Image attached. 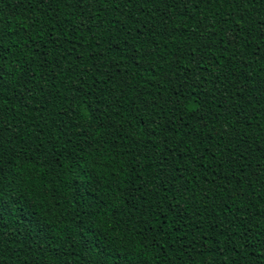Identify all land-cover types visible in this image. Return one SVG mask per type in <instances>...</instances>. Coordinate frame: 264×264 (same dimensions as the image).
<instances>
[{
  "label": "snow or ice",
  "instance_id": "6c2138e0",
  "mask_svg": "<svg viewBox=\"0 0 264 264\" xmlns=\"http://www.w3.org/2000/svg\"><path fill=\"white\" fill-rule=\"evenodd\" d=\"M21 2L33 8L32 23L25 22L6 33L4 21L0 18V253L5 247V235L13 236L12 231L4 226L5 216H8L13 224H17L22 218L21 214L33 207L26 201L22 203L25 191L34 187L37 196L45 192L52 197L58 196L57 179L69 168L79 167L83 159L79 152H83L84 149L80 148L79 152L76 150L79 144H87L89 141L95 144L89 152L91 161L87 162L86 167L81 168V171L87 175L92 169L93 162L100 158L108 162L110 159L108 153L116 151V148L111 147L114 144L119 146L113 137L114 130L118 131L125 124L131 125L134 121L137 123L143 121L145 117L139 114L151 112L152 115L147 117L149 123L140 130L141 135L125 129L132 143L137 146L133 149L132 143H129L126 145V150L134 151L135 157L127 161L121 157L122 163L117 169H113V173L117 171L124 173L127 165L128 178L122 185L127 196L123 197V200L135 199L136 203L133 206L139 214L124 213L123 201L121 205L114 206L112 211L106 209L101 212V207L105 203L110 204V200L95 201L97 206L92 211L85 209L84 204L87 201L81 202L79 211L73 209L74 218L78 221L77 234L92 233L86 236L85 243L90 249H94V264H134V262L150 264V261L155 260L160 254L161 249H170V252L165 253V259H168L169 255L175 257V264H197L195 256L202 257L199 264H205L203 259L205 253L209 255L215 253L218 257H225L228 249L234 250L236 246L244 247L249 238L256 239L257 236L260 239L254 247L261 250V255L256 261L249 260L248 264H264V205L257 204L255 210L242 205L239 209L242 215L225 216L221 220L215 215V208L225 207L226 201L215 202L209 207L208 202L213 200V197L208 195L212 191L211 188H205L203 198L198 199L194 195V187L190 184L191 176L198 171L203 159V153L198 145L204 144L205 139H208V136L196 127L194 121L199 120L203 126L207 125L205 110L209 103H214L217 108L222 109V112H216L214 118L217 119L224 113L238 112L237 105L232 102L237 93H233L229 86L235 81H229L218 69L242 62L228 51V46L240 43L256 32V29L249 28L245 34V29L238 27L239 21L234 24L227 17H223L216 23L222 24L224 34L216 40L211 39L221 29L206 23L207 17H197L195 13L189 15L192 9L199 8L208 0H21ZM214 2L221 7L224 4L235 5L236 7L229 14L235 16L238 10L245 11V5L254 3L255 0H214ZM121 3L125 5L124 9H120ZM61 4L65 8L79 12V16L76 17L78 23L74 27L77 30L87 31L95 44L87 57L83 50L88 43L81 45V51L75 57L80 63L73 64L66 71L64 70L66 57L62 54L64 51L62 46L72 42L66 40L68 34L64 27H55L56 23L60 22L59 18L40 16V11H46V8L53 5H55L53 10L59 12ZM37 5L42 6L40 11H36ZM112 5H115L117 11L121 13V19L114 21L100 15ZM130 5H135V11L139 13H143L145 7L152 9L149 13L151 23L149 20L141 21L142 26L147 30V35L139 31L136 25L125 23L128 20L127 8ZM71 14L75 16V12ZM174 16L185 19L179 24L169 25L168 22ZM105 19L108 20L106 25L103 22ZM188 19H194L195 28L201 30L194 29L195 35L190 33L181 43L175 45L174 50L171 49L169 45L174 43L173 37L187 31L184 25ZM49 21H52L51 28L55 29L52 40L48 39L52 33L46 27ZM256 23L260 25L256 35L264 39V15L256 19ZM208 29L212 31L205 35ZM94 30L95 34H93ZM121 33L123 35H120ZM5 35L16 36L18 39L9 46L4 43ZM156 37L161 39L157 40ZM194 40L197 42L193 43ZM49 44L52 45L51 48L48 47ZM25 48L29 51L24 52ZM213 48L227 52L223 63L218 61L215 52L210 51ZM13 49L19 50L26 57H32L35 53V57L32 60H25L19 72L9 77L6 74L4 61L9 59V55L13 57L17 55ZM57 49L61 51L57 52V59L53 63L49 60V53ZM73 51L75 48L68 51L67 55L72 56ZM253 54L258 58H264V45H257ZM68 63L72 62L68 61ZM33 64L36 65L35 68ZM13 66H15L14 62ZM202 66L205 69L210 66L211 70L201 72L199 69ZM37 69L42 71L38 72ZM53 69H59L64 77L75 73L71 80L66 81L71 91L63 95L62 99L65 103L62 104L61 109L50 113L51 124L38 121L32 125L33 133L21 139L20 143L25 147L18 149L15 167L10 171L3 163V144L6 141L11 142L9 133L13 137L17 133L3 122V115L9 109L10 102L22 101L25 95L21 92L17 96L16 92L20 89L15 85L23 81L21 88L30 93L32 85L37 83L34 77L40 75L43 78ZM144 73L151 74L150 79L137 89L135 85L140 83V75ZM161 81L166 83L161 85ZM103 84H108L109 89L98 87ZM149 84L157 89L161 86L165 87L167 95L157 93L152 95L151 99L147 98L143 89L148 88ZM241 86L247 87L246 84ZM125 88L128 90L127 93L124 91ZM8 89L13 90L11 94L8 93ZM117 91L121 93L120 96L116 95ZM128 93H131V96L125 100ZM208 97L212 98L211 101L207 99ZM255 99L264 100V94L256 96ZM113 103L116 104V110L108 112L103 117L97 115L105 108H111ZM121 108L123 111L120 110ZM261 110H264V104L261 105ZM38 115L42 114L38 113ZM112 117L118 119L113 120ZM241 119L247 120V117L239 116L236 123L239 124ZM105 124L108 125L107 128ZM46 128L54 131L45 136ZM89 130H93V133L86 137ZM227 131L224 129L217 132L221 141L236 138L235 131L225 136L224 132ZM197 134L199 139H195ZM72 136L77 137L76 144L72 143ZM110 137L112 138L109 139ZM28 140L39 143L31 148L27 143ZM45 140L47 144L52 145V149L42 151ZM57 144L65 153L67 164L60 161L59 155L53 150ZM141 144L151 146L144 163L139 159L141 155H146L139 148ZM190 144L197 146L189 148ZM239 146L237 142L235 147ZM101 147H104V151H101ZM214 147L220 151L218 146L214 145ZM28 148L30 152L26 151ZM224 148L226 151L221 152V158L226 156L228 160H234L233 147L225 144ZM243 151L247 152L248 148L245 147ZM111 159L114 160L115 157ZM53 161L58 163L53 165ZM152 164L156 167L151 168L149 175L156 179L150 182L140 169L149 168ZM138 172L141 181L139 185L132 183V180L137 178L135 174ZM253 175L257 177L264 175V169L258 167ZM46 179L50 180L51 187L45 185ZM261 183L264 184V180ZM95 186L93 176H89L88 181L80 185L88 192ZM115 195L119 198L118 193ZM240 195L244 193L241 192ZM248 198L252 199L251 196ZM260 198H264V192L260 194ZM226 199L231 200L232 196L226 194ZM55 202L59 203V200ZM38 207L43 209L41 217L44 224L29 221L22 227L26 235H35L39 240L47 242L49 209L44 208L43 204ZM88 208H92V204H88ZM57 211L62 212L64 209L60 208ZM80 212H84V215H80ZM220 237L223 239L221 240ZM241 241L244 243H240ZM180 257L184 259L181 260ZM218 264H231V262L224 258L219 260Z\"/></svg>",
  "mask_w": 264,
  "mask_h": 264
},
{
  "label": "trees",
  "instance_id": "16d2710c",
  "mask_svg": "<svg viewBox=\"0 0 264 264\" xmlns=\"http://www.w3.org/2000/svg\"><path fill=\"white\" fill-rule=\"evenodd\" d=\"M42 6L37 5L36 11H40ZM55 5L52 7L46 8V11H40L41 17L51 16L53 19L59 18L60 22H57L55 27L61 28L64 27L67 32V41L72 43L63 44L62 48L63 56L66 57L64 60L65 71L68 67H72L73 64L80 63L75 57L77 53L81 51V45L88 43V46L83 50L85 57L88 53L92 51V48L95 47V44L90 39V34L87 31L77 30L74 26L78 23L76 17L79 16V12L75 10H70L65 8L64 5H60V11L55 12ZM106 8L107 6H101ZM120 9H124L125 5L120 4ZM235 5L224 4L221 7L214 0H208L206 4H201L199 8L192 9L189 15L195 13L197 17H207L206 23H211L216 29H221L216 36H212L211 39L216 40L218 37L224 34L222 24L216 23L217 20H222L223 17H227L234 24L236 21H239V28L245 29V34L247 29L255 28L256 32L260 30V25L256 23V19L264 15V0H255L254 3L250 2L245 5V11H239L237 15H229ZM75 12V16L71 13ZM152 12L151 8L145 7L143 13L135 11V5H130L127 8L128 20L125 23L136 25L139 31L144 32L147 35V30L142 26V20H149V13ZM101 16L108 17L113 19H121V13L117 11L116 6L112 5L111 8H108L106 11L100 13ZM0 18L3 19L5 25V32H10L12 28L19 27L21 24L27 22L32 23L34 19V11L31 6L26 3H22L21 0H0ZM255 18V19H254ZM183 17L174 16L172 20L168 23L169 25L176 23L179 24ZM104 24L106 25L108 20L105 19ZM52 21H49L46 27L52 33L48 36L49 40H52L55 36V29L51 28ZM149 23L151 21L149 20ZM10 25V27H9ZM187 28L183 34L179 36H174V43L170 44L171 49H175V45L181 43L184 40L185 36H188L190 33L195 35V30H201L195 28V20L188 19L187 23L184 25ZM35 31V29H33ZM102 31V30H101ZM212 29H208L204 34L207 35L211 32ZM256 32H253L251 36H248L246 39L241 40L240 43L236 45H229L228 51L233 53L237 60L242 61L240 63L233 64L229 67L218 69L222 72L223 75L227 76L229 81H235V83L230 84L231 90L233 93H237L235 99L232 101L237 105L238 112L234 114H222L218 119L214 118L216 112H222V109L217 108L216 104L209 103L207 109L205 110V119L207 120V125L203 126L202 122L197 120L194 121L196 127L200 128L201 131L208 136V139H205L204 144L198 145L203 153V159L200 162L201 166L198 171L193 174L190 178V184L194 187V195L200 199L204 196V189L211 188V192L208 193L209 196L213 197L212 201L208 202V206L212 207L215 202L225 200V207L215 208V215L223 220L225 216H234L242 215L239 211L241 206L248 207L250 210H255L257 204L264 205V198H260V194L264 192V184L261 183L264 180V175L257 177L253 173L257 170L258 167L264 169V110H261V105L264 104V100L255 99L256 96L264 94V58H258L253 53L257 45H264V39L259 38L256 35ZM95 34V30L93 31ZM120 35H123L121 33ZM115 38V36L113 37ZM18 38L16 36H7L5 35L4 43L11 46V44L16 41ZM157 40H160V37H156ZM197 41H193L196 43ZM250 45V47H247ZM49 48L52 47L51 44L48 45ZM73 51L72 56H68L67 52ZM17 52L16 56H10L9 59L4 61L6 74L11 77L13 74L18 73L20 68L23 67V62L25 60H32L35 57L33 53L32 57H26L21 54L19 50L13 49ZM24 52L29 51V49H23ZM43 52V49L41 50ZM60 49L49 53V60L53 63L57 59V52H60ZM210 51L215 52L217 59L220 63L224 62V56L227 55V52L224 50H217L215 48ZM6 55H8L6 53ZM171 59V57H169ZM68 61L72 63L69 64ZM13 62L15 66H13ZM187 63V61H184ZM35 68L36 65L33 64ZM10 70V71H9ZM201 72L206 70H211L210 66L208 69L201 67L199 69ZM38 72L42 71L37 69ZM75 73H70L67 77L63 76V73L59 69H53L49 72L48 75L41 78L40 75L34 77L37 81L36 84L32 85V92H27L26 89L21 88V83H17L15 87L20 89L16 92V95L19 96L21 92H24V99L22 101H17L16 103H11L9 109L5 111L3 115V122L6 123L9 127L12 128L13 132L17 133L15 137L9 133V142H4L3 144V163L10 171L15 167L16 153L18 149L25 147L24 144L20 143L22 138H26L31 135L34 131L32 125L39 122H46L48 124L52 123V120L49 118L50 113L58 111L61 109V106L65 101L62 99L63 95L70 92L71 89L68 87L67 80H71ZM148 73L140 75V83H137L135 87L139 89L141 84L147 83L150 79ZM250 77V79H249ZM64 81V82H62ZM161 85H164L166 82L161 81ZM242 84H246L247 87H242ZM98 87H103L104 89H109L108 84L98 85ZM149 89L151 91L149 92ZM9 94L12 93V89L7 90ZM128 92L127 88L124 90ZM147 98L151 99L152 95L159 93L160 95H167V90L165 87L161 86L157 89L154 85L149 84L148 88H144ZM117 96H120L119 91L116 92ZM131 96V93H128V96L125 97V100ZM111 99V96H109ZM211 101V97L207 98ZM50 101V102H49ZM218 103V101H217ZM116 110V104L113 103L111 108H105L102 113H98V116H105L108 112ZM123 111V108L120 109ZM41 113L42 115H38ZM140 116H144L145 119L140 122L134 121L133 124H125L123 128H120L118 131H113V137H115L117 144L111 145V147L116 148L115 152L108 153L109 161L105 162L103 158H100L96 162L92 163L91 171L85 175L81 171L82 167L87 166V162L91 161V156L89 152L95 147L91 141L87 144L81 143L77 147V152L80 148H83V152H79V155L83 157L80 161V166L75 168H69L65 173H62L56 181V185L59 188V195L56 197L49 196L47 192L43 195H35V188L33 187L30 190L24 192L22 203L25 201L29 204H32L33 207L28 209L26 213L21 214L20 222L13 224L12 220L8 216L4 218V226L7 230H11L13 236L9 237L5 235V247L2 253H0V264H94L95 257L93 255L94 249H90L85 243L86 236L91 235V232H88L84 235L77 234V225L78 221L74 218L75 212L80 210V205L82 201H87L84 204L85 209L92 211L96 208L95 201H111L110 204L105 203L101 207V212H104L106 209L112 211L114 206L121 205L122 201V210L124 213H136L135 199L132 201L123 200V197L127 196V192L123 191L122 185L125 183V180L128 178L127 165H125L124 173L119 171L113 173V169H117L122 163L121 157L124 161L129 160L130 158L135 157L134 151L126 150V145L132 143L131 138L125 133V129H130L136 135H141L140 131L149 123L147 117L152 115L151 112L140 113ZM239 116H246L247 120H240V123L237 124L236 120ZM113 120L118 119V117H112ZM137 120L139 117L136 118ZM107 128L108 125L105 124ZM227 129V132H224L225 136H228L229 132L235 131V139H227L221 141V137L217 135V132ZM77 131H83V129H76ZM54 129H45V136L50 135ZM93 130H89L86 133L92 135ZM38 134V133H37ZM110 137L109 139H111ZM195 139H199V134L196 135ZM72 143L76 144L77 137L72 136ZM237 142L240 146L235 147ZM27 143L34 148L36 143L39 141L28 140ZM63 143V141L61 142ZM228 144L233 147V154L235 155L234 160H228L226 156L221 158V152H225L224 145ZM207 145V148H205ZM218 146L220 151H217ZM197 145L190 144L189 148ZM133 149L137 146L132 143ZM150 145L141 144L139 146L140 150L146 155H141L139 159L142 163L147 160V154L149 153ZM247 147L248 151L244 152L243 149ZM52 149V145L47 144L46 140L43 144L42 151H47ZM58 155L59 160L67 164L65 160V153L61 149L60 145L57 144L56 148L53 149ZM30 152V148L26 149ZM101 151H104V147H101ZM115 157L114 160L111 157ZM58 162L53 161V165H56ZM156 167L155 164H152L149 168L140 169V172L143 175L151 180L156 179L149 175L151 168ZM140 172L136 173V179L132 180L133 184L139 185L141 181L139 180ZM109 173H112L109 175ZM89 176L95 178L96 186L91 189L90 192L85 191L83 187H80L81 184L88 181ZM187 179V175L185 176ZM45 185L51 187L50 180H45ZM24 186L23 184L21 185ZM143 191V189H140ZM243 192L244 195H240ZM83 193V195H81ZM116 193L119 194V198L116 197ZM226 194L232 196L231 200L226 199ZM251 196L250 200L248 197ZM151 198V197H149ZM138 199V197L136 198ZM59 200V203L55 201ZM43 204L44 208H48L47 212V232L49 234V240L44 242L35 237V235H26L25 230L22 227L23 224L32 221L33 223L39 222L44 224V220L41 217L43 209L38 207V205ZM88 204H92V208H88ZM19 207V205H17ZM138 207V205H137ZM63 208L64 211L58 212L57 210ZM80 215H84V212H80ZM15 217H13L14 219ZM131 223V221H129ZM222 240L223 237H220ZM260 239L257 236L256 239L249 238L244 247L236 246L235 249H228L225 253V257H218L215 253L209 255L208 253L204 254L203 259H205V264H218L219 260L227 258L230 260L231 264H248V261H256L257 257L261 255V250L257 245L258 240ZM71 241V242H69ZM244 243V242H240ZM170 252V249H161L160 254L156 256L155 260H151L150 264H175V257L169 255L168 259H165V253ZM245 253H247V259H245ZM195 256V254H192ZM151 256V254H149ZM181 260L184 257H180ZM197 264L202 257L195 256ZM135 264V262H134Z\"/></svg>",
  "mask_w": 264,
  "mask_h": 264
}]
</instances>
